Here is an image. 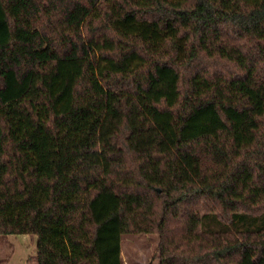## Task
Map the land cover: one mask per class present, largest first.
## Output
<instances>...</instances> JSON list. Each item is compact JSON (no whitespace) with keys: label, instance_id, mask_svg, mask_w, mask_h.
<instances>
[{"label":"trees","instance_id":"16d2710c","mask_svg":"<svg viewBox=\"0 0 264 264\" xmlns=\"http://www.w3.org/2000/svg\"><path fill=\"white\" fill-rule=\"evenodd\" d=\"M36 264H264V0H0V242ZM0 264L1 260H0Z\"/></svg>","mask_w":264,"mask_h":264},{"label":"rangeland","instance_id":"374dc122","mask_svg":"<svg viewBox=\"0 0 264 264\" xmlns=\"http://www.w3.org/2000/svg\"><path fill=\"white\" fill-rule=\"evenodd\" d=\"M156 235L131 234L121 237L122 264H154ZM37 237L35 235H8L0 242L2 264H36Z\"/></svg>","mask_w":264,"mask_h":264},{"label":"crops","instance_id":"0c3cea01","mask_svg":"<svg viewBox=\"0 0 264 264\" xmlns=\"http://www.w3.org/2000/svg\"><path fill=\"white\" fill-rule=\"evenodd\" d=\"M154 264H157V261H155V263Z\"/></svg>","mask_w":264,"mask_h":264}]
</instances>
